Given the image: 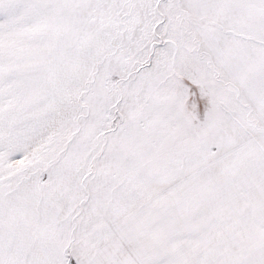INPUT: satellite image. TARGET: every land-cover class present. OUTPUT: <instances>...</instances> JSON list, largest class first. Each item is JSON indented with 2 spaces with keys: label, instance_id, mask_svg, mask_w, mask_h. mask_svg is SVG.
Here are the masks:
<instances>
[{
  "label": "snow or ice",
  "instance_id": "1",
  "mask_svg": "<svg viewBox=\"0 0 264 264\" xmlns=\"http://www.w3.org/2000/svg\"><path fill=\"white\" fill-rule=\"evenodd\" d=\"M0 264H264V0H0Z\"/></svg>",
  "mask_w": 264,
  "mask_h": 264
}]
</instances>
